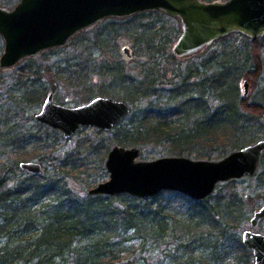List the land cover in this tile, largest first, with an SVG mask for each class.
Here are the masks:
<instances>
[{
  "label": "trees",
  "instance_id": "obj_1",
  "mask_svg": "<svg viewBox=\"0 0 264 264\" xmlns=\"http://www.w3.org/2000/svg\"><path fill=\"white\" fill-rule=\"evenodd\" d=\"M154 38L152 36L141 50L150 57L160 50L153 48ZM260 42L261 37L249 39L250 65L244 71L254 82L263 68ZM160 44L163 53L167 42ZM170 57L172 63L177 62L172 55ZM211 57L215 60L217 56ZM225 62L222 66L203 62L188 65L181 74L176 72L178 66L172 67L169 82L174 76H179V80L171 82L168 88L155 86L158 73L154 65L142 71L138 78L118 66H112L115 69L110 66L104 73L116 84L115 88L121 86L130 93L128 97L143 100L140 106L131 107L130 113L112 128L115 145L141 146L143 150L148 144H154L174 155L207 158L213 151L223 157L228 150L264 136L260 134L263 130L256 127L257 130L251 131L248 126L253 118L262 117L264 101L239 96L237 83L232 80L236 71L235 56L230 53ZM211 67L213 71L206 75ZM112 89L102 85L99 93L109 94ZM261 91L264 97V86ZM31 95L25 100L34 102L37 97ZM18 133L12 137L19 135L20 140H17L23 149L17 150L20 156L15 157L8 180L6 171L0 169V264H115L125 251L123 245L128 243H131L129 249L138 243L148 252L160 250L166 257L171 256L165 264H223L228 260H235L237 264L243 258L252 257L250 262L253 259L251 250L234 230L242 215L238 203L222 200L210 204L211 194L196 200L172 190H161L150 197L126 192L90 194L99 198L101 208L91 230L97 234L98 241H89L83 246L82 234L71 231L66 212L60 216L58 213L63 207L75 208L82 201L61 182L64 180L61 172H75L83 166L84 174L89 169L86 162L72 163L68 167L65 160L68 155L62 161L56 158L55 147L46 137L31 132ZM83 145L88 152H98L104 147L102 141L90 138ZM35 151H44L47 162L52 163L55 170L42 166V173L34 174L21 169L18 161ZM263 157L264 150L260 159ZM262 166L264 169V160ZM102 171L106 174L104 169ZM162 194L165 195L161 197ZM92 211V208L85 209L83 200L86 219L92 220L88 216ZM172 243L173 248L169 247ZM83 250L92 255L84 261L81 260ZM131 251L135 253L136 249Z\"/></svg>",
  "mask_w": 264,
  "mask_h": 264
},
{
  "label": "rangeland",
  "instance_id": "obj_2",
  "mask_svg": "<svg viewBox=\"0 0 264 264\" xmlns=\"http://www.w3.org/2000/svg\"><path fill=\"white\" fill-rule=\"evenodd\" d=\"M18 1L0 0V6L12 8ZM180 33L181 23L179 18L162 10H146L124 17H106L76 32L60 46L42 50L36 55L22 58L9 68L0 69V169L6 171V180H8L15 157L20 156V152H17V150L23 149L21 142L17 140L19 135L12 137V134L18 131V134L21 135L31 132V134L37 133L39 136L46 137L47 142L55 147L53 155L56 158H60V161H62L68 155L65 159L68 161V167L73 165L72 163L83 164L84 160L89 168L84 174L83 166L78 167L75 172L71 170L66 174L61 172L64 176V180L61 182L68 186L69 191L76 194L82 201L75 208L65 206L58 213L60 216L64 211L66 212L71 231L82 234L80 240H82L83 246L89 241L92 243L98 241L97 234L92 233L91 230L93 224H96L101 208L99 198L92 197L88 190L108 178L104 163L107 151L115 145V142H113L114 130L99 132L96 127L83 126L72 137L64 138L60 130L40 123L34 118V114L39 111L41 103L48 92L53 93L55 102L66 106H76L97 95H102L114 99H123L135 108L140 106L143 100H135V96L128 97L130 93L121 86L115 88L116 84L112 83L110 76L104 73L110 66H118L117 68L121 71L138 78L142 71L154 65L158 73L155 86L168 88L171 82L179 80V76H174L169 82L172 77V67L178 66L176 72L181 74L186 71L188 65H199L201 62L203 64L214 63V66L220 63L222 66V64H226V57L232 53L236 59V64L233 63L234 66L236 65V71L232 76V80L237 83L239 96H242L241 81L247 79L249 81V92L246 98L250 101H264V97L261 95L264 86V35L261 36L260 42L263 68L259 79L254 82L250 81L244 74V71L250 65V37L242 33L232 32L188 56L178 57L172 53L171 47ZM152 36L155 37L154 41L156 43L153 48L160 50L156 56L150 57L142 51ZM159 41L167 42L164 47H166L165 52L168 55L165 52L162 53L161 48H159L161 46ZM3 46L4 39L0 35V55L3 52ZM124 48L128 49L129 55L124 52ZM171 55L177 62H171ZM212 55L217 56L215 60L211 57ZM112 68L115 69V67ZM201 69L203 70V66ZM213 69V67L207 69L206 75L210 74ZM227 82L229 81L227 80ZM102 85H105L108 89H113L109 94L99 93V88ZM28 95L37 98L34 102L26 101L25 97ZM152 97L153 95L149 98ZM248 126L251 131H254L256 127L263 130L260 134L264 135V119L262 117L260 119L253 118ZM260 134L257 136H260ZM88 138L102 141L104 147L98 152L86 151L83 142ZM261 138H264V136L257 137L254 141ZM138 147L142 149L141 146ZM26 148L31 150L29 146H26ZM230 151L228 150L226 154ZM162 156L177 155L171 154L163 146L148 144L147 148L142 150L139 159L151 160ZM181 156L209 160L222 158L217 155L216 151H213L210 157L207 158H198L195 155ZM26 160H36L47 170H55V166L47 162V155L44 151L40 153L35 151L34 154L27 153L26 157L19 160L18 163ZM263 160L264 157L259 159L258 167L253 175L220 181L211 192L210 204L222 200L231 204L232 202L238 203L239 212L242 215L234 230L240 239L241 232L244 229L264 233V219L256 226H252L249 222L252 211L264 203ZM94 166L96 167L94 168ZM102 169L105 170L106 174L103 173ZM57 172L60 173V169ZM164 195L162 194L161 197ZM83 200L85 209H93L92 212H88V216L92 220L85 218ZM100 226V224L97 225L98 228ZM207 228L205 227V229ZM130 244L123 245L125 251L121 252L115 264L119 262L127 264H165V261L168 262L167 260L172 258L171 256L166 257L160 250L148 252L146 247H141L138 243L132 246V249H136V252L133 253L132 249L128 248ZM173 244H169V247L173 248ZM163 247H165V244H163ZM171 255H173L172 252ZM193 255H195L194 252ZM91 256V253L83 250L81 260L84 261ZM251 258H243L237 264H253V259L250 262ZM225 262L223 264H234L235 260Z\"/></svg>",
  "mask_w": 264,
  "mask_h": 264
},
{
  "label": "water",
  "instance_id": "obj_3",
  "mask_svg": "<svg viewBox=\"0 0 264 264\" xmlns=\"http://www.w3.org/2000/svg\"><path fill=\"white\" fill-rule=\"evenodd\" d=\"M146 10H162L179 18L181 33L171 47L178 57L188 56L232 32L251 39L264 35V0H19L12 8L0 6V35L4 39L0 69L60 46L76 32L106 17ZM124 52L129 55L127 48ZM241 85L242 96L246 97L249 81L242 79ZM130 111L131 105L123 99L97 95L82 104L66 106L55 102L53 93L48 92L34 118L70 138L83 126L110 130ZM263 150L261 138L218 160L181 155L143 160L139 159L140 147L114 145L104 163L108 178L89 188L88 193L126 192L148 197L172 190L203 199L220 181L253 175ZM19 167L34 174L43 171L36 160L21 161ZM263 219L264 203L252 211L249 222L256 226ZM241 241L251 250L253 264H264V233L244 229Z\"/></svg>",
  "mask_w": 264,
  "mask_h": 264
}]
</instances>
